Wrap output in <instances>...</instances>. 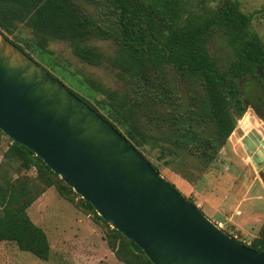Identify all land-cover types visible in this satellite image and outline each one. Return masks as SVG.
<instances>
[{"label":"trees","instance_id":"16d2710c","mask_svg":"<svg viewBox=\"0 0 264 264\" xmlns=\"http://www.w3.org/2000/svg\"><path fill=\"white\" fill-rule=\"evenodd\" d=\"M84 1L0 0V32L69 83L63 81L155 169H175L192 188V195L185 196L197 205L194 197L207 182L206 172L245 113L242 80L256 78L264 85V41L253 27L252 14L237 0L216 5L209 0H89L93 11ZM217 38L225 40L228 55L212 51ZM97 39L110 40L112 49L95 44ZM56 41L67 43L82 62L111 69L118 85L66 72L64 65L59 69L51 48ZM255 111L260 114V108ZM3 135L0 130V145ZM8 138L0 161V242H14L21 250L49 259L48 235L27 209L53 186L102 225L120 261L154 264L35 152ZM257 230L249 243L227 232L264 252V221Z\"/></svg>","mask_w":264,"mask_h":264},{"label":"water","instance_id":"95a60500","mask_svg":"<svg viewBox=\"0 0 264 264\" xmlns=\"http://www.w3.org/2000/svg\"><path fill=\"white\" fill-rule=\"evenodd\" d=\"M0 130L25 145L154 264H264L127 137L0 32ZM264 183V135L241 139Z\"/></svg>","mask_w":264,"mask_h":264},{"label":"rangeland","instance_id":"374dc122","mask_svg":"<svg viewBox=\"0 0 264 264\" xmlns=\"http://www.w3.org/2000/svg\"><path fill=\"white\" fill-rule=\"evenodd\" d=\"M212 5H216L220 0H209ZM240 4V8L252 14V23L255 31L264 41V0H237ZM84 4L90 11L94 10V6L89 0H85ZM95 44L100 45L105 50L110 51L113 43L110 40H94ZM51 48L54 54V61H57L59 69L62 65L65 66L64 71L76 73L80 77L91 75L97 79L103 81L106 84L117 86L116 76L111 69L107 67H95L82 62L71 50L69 45L63 41H56L51 44ZM212 51L217 52L219 56L228 55L230 49L224 39L217 38L211 45ZM42 62V61H41ZM47 68L54 73H58L52 68L48 62H42ZM59 76V75H58ZM60 77V76H59ZM65 81L62 77H60ZM66 82V81H65ZM254 82V84H250ZM66 84H69L66 82ZM243 87L244 97L253 99L261 95L259 85L260 83L256 78H244L241 82ZM252 96V97H251ZM264 95L262 96V98ZM258 105L261 104L257 102ZM256 113V111L246 106L245 113L238 121V125L235 131L229 137L225 147L221 150L216 163H214L206 172V176H210L211 180L222 179L221 183H224V189L229 188L226 185L228 182L229 173L235 171L227 170V164L225 161H232L239 167V171L242 176V183L248 182L245 177L253 178L255 172L244 168L241 158L246 155V149L243 147L241 139L243 136L254 127H258L264 134V121ZM2 144L0 145V161L4 150L8 147L10 139L8 136H2ZM248 155V153H247ZM252 169V168H251ZM257 171V170H256ZM30 173H34L32 170ZM161 173L168 179L174 182L181 193L184 195H192L189 184L183 180V177L178 174L175 169L163 166ZM199 172L195 171V174ZM258 173V172H257ZM256 173V174H257ZM259 175V173H258ZM241 179V177H240ZM241 179V180H242ZM188 182V181H187ZM229 183V182H228ZM240 181L237 182L236 187H233L232 192L234 198L238 194V186ZM258 186H254L251 190L250 197L255 196V189ZM236 189V190H235ZM218 195L214 196L217 197ZM196 202H199V198L194 197ZM227 206L230 204V200L225 198ZM245 203V202H244ZM249 204H253L255 210L258 211L257 215L246 218L245 229L247 235L243 234L241 230L235 229L234 223H225L218 213H212L207 208H201L202 211L212 217L214 220L220 218L225 223L224 229L226 231L233 232L237 238L249 243L253 238L252 234H256L260 224L264 221V202L262 200H256V197H252ZM245 204H243L244 206ZM31 219L39 226H41L47 233L50 244L51 253L49 259L45 260L37 257L33 253L25 250H21L14 242H0V264H125L120 261L115 253L110 249L106 239L105 231L102 225L97 223L93 216L84 210H82L75 203L62 197L55 187H50L42 196H40L28 209ZM261 214V215H259ZM234 225V226H233ZM252 225L253 228H250Z\"/></svg>","mask_w":264,"mask_h":264},{"label":"crops","instance_id":"0c3cea01","mask_svg":"<svg viewBox=\"0 0 264 264\" xmlns=\"http://www.w3.org/2000/svg\"><path fill=\"white\" fill-rule=\"evenodd\" d=\"M258 128V127H257ZM264 135V134H263ZM242 163L244 165V168H249V170H253L255 172V176L253 178L249 177H245L248 182H245V184L242 183L243 179H242V174H244L243 171L241 176H240V169L239 167H236V164L232 161H225L224 163L227 164V170H231V171H235L234 173H229V178H228V182H226V185L229 188H225L224 189V183H221L222 179H216L214 181V179L211 180L210 176L208 175L207 178V182L204 184H201L200 187H203L202 191H198L197 192V197L200 199L199 202H196L197 205L201 208H207L209 211H211L212 213H218V215L220 216V218L223 219V221L225 223L228 222H232L236 225L235 229L237 230H241V232L243 234L247 235V230L245 229V219L247 218H251L255 215H257V212L255 210V207H253V204H249V202L251 201L252 197H256V200H262L264 202V183L262 182V180L260 179L249 155L243 156L241 158ZM240 172V173H239ZM257 173V174H256ZM245 176H247L245 174ZM241 177V179H240ZM240 181V184L238 186L239 190H238V194L237 196L234 198V193H231L232 188H230L231 186L236 187L237 182ZM258 186L255 189V196L250 197V192L253 189L254 186ZM236 190V189H235ZM235 192V191H232ZM218 195L217 197H214ZM225 198H227L228 200H230V204L229 206L225 205L226 200ZM245 202V203H244ZM243 204H245L243 206ZM203 206V207H202ZM261 215V214H259ZM209 216V215H208ZM210 217V216H209ZM212 218V217H210ZM217 219V220H220ZM213 219V218H212ZM263 223V222H262ZM261 223V224H262ZM234 226V225H233ZM250 228H253L252 225H249ZM252 237L255 236V234L250 235ZM3 242H7V241H3Z\"/></svg>","mask_w":264,"mask_h":264},{"label":"flooded vegetation","instance_id":"af4514ba","mask_svg":"<svg viewBox=\"0 0 264 264\" xmlns=\"http://www.w3.org/2000/svg\"><path fill=\"white\" fill-rule=\"evenodd\" d=\"M262 75H263V79H264V73H262ZM259 88H260V91H257V93L261 92V95L256 97V98H254L255 100L249 99V97H244L243 99L245 101L246 106L251 107L254 110H256V107L260 108L259 116L262 119L261 121H264V97L262 98V96L264 95V85H262V83H260ZM257 102L258 103L261 102V104L258 105Z\"/></svg>","mask_w":264,"mask_h":264},{"label":"built area","instance_id":"2783aa9c","mask_svg":"<svg viewBox=\"0 0 264 264\" xmlns=\"http://www.w3.org/2000/svg\"><path fill=\"white\" fill-rule=\"evenodd\" d=\"M214 221L219 227L224 228L225 223L223 221H221V220H214Z\"/></svg>","mask_w":264,"mask_h":264}]
</instances>
